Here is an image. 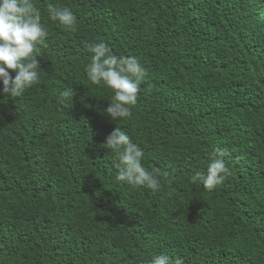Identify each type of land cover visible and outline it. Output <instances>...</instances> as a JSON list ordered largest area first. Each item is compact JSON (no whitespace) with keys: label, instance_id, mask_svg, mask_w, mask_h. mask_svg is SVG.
<instances>
[{"label":"trees","instance_id":"trees-1","mask_svg":"<svg viewBox=\"0 0 264 264\" xmlns=\"http://www.w3.org/2000/svg\"><path fill=\"white\" fill-rule=\"evenodd\" d=\"M33 3L48 33L39 82L0 92V264H264V0ZM101 41L146 70L125 119L104 115L112 91L86 76ZM117 127L158 190L115 179L103 144ZM217 147L231 174L209 190L191 178Z\"/></svg>","mask_w":264,"mask_h":264},{"label":"clouds","instance_id":"clouds-1","mask_svg":"<svg viewBox=\"0 0 264 264\" xmlns=\"http://www.w3.org/2000/svg\"><path fill=\"white\" fill-rule=\"evenodd\" d=\"M50 20L72 30L77 18L68 8L49 2L46 5ZM47 29L41 23V12L33 0H0V92L9 97H19L40 79V45L47 37ZM91 53L85 66L87 79L93 85H103L112 91L108 106L103 109L111 121L131 116V106L137 102L140 82L146 75L145 68L135 56H116L104 42L89 46ZM15 73L14 77L11 73ZM64 99L72 98V89L63 91ZM108 153L114 154L117 169L115 179L134 187L143 186L156 191L160 188L157 174L147 170L142 161L144 150L133 143L130 136L119 127L113 130L103 144ZM204 173L192 176L193 183H201L211 190L224 182L231 174L219 147L213 149ZM151 264H184L182 257L166 254L155 255Z\"/></svg>","mask_w":264,"mask_h":264}]
</instances>
